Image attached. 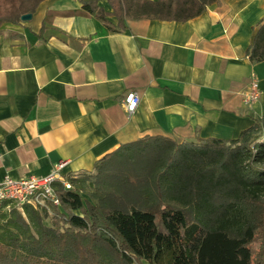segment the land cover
Here are the masks:
<instances>
[{"label": "crops", "instance_id": "crops-1", "mask_svg": "<svg viewBox=\"0 0 264 264\" xmlns=\"http://www.w3.org/2000/svg\"><path fill=\"white\" fill-rule=\"evenodd\" d=\"M32 14L0 33V180L60 160L78 176L144 135L232 139L264 115V60L247 54L264 0H216L185 21L128 18L121 32L80 0H43ZM253 72L261 96L248 107ZM129 90L141 97L131 114Z\"/></svg>", "mask_w": 264, "mask_h": 264}, {"label": "trees", "instance_id": "trees-1", "mask_svg": "<svg viewBox=\"0 0 264 264\" xmlns=\"http://www.w3.org/2000/svg\"><path fill=\"white\" fill-rule=\"evenodd\" d=\"M41 1L0 0V33ZM80 1L121 32L128 18L185 21L216 0ZM247 54L264 60V21ZM70 179L54 183L60 206L0 202V264H264V115L232 139L144 135Z\"/></svg>", "mask_w": 264, "mask_h": 264}, {"label": "built area", "instance_id": "built-area-1", "mask_svg": "<svg viewBox=\"0 0 264 264\" xmlns=\"http://www.w3.org/2000/svg\"><path fill=\"white\" fill-rule=\"evenodd\" d=\"M261 96L258 76L253 72L248 87L243 91L244 103L251 107ZM141 97L136 90H129L122 99L125 110L131 114L139 105ZM66 160H60L54 168L45 175L12 176L5 175L0 180V202L10 201L17 205L30 204L35 207L50 203L61 205L54 183L60 182L66 188H72L70 175L66 176L64 169Z\"/></svg>", "mask_w": 264, "mask_h": 264}, {"label": "water", "instance_id": "water-1", "mask_svg": "<svg viewBox=\"0 0 264 264\" xmlns=\"http://www.w3.org/2000/svg\"><path fill=\"white\" fill-rule=\"evenodd\" d=\"M32 12H27L21 15L22 20H30L32 18Z\"/></svg>", "mask_w": 264, "mask_h": 264}, {"label": "rangeland", "instance_id": "rangeland-1", "mask_svg": "<svg viewBox=\"0 0 264 264\" xmlns=\"http://www.w3.org/2000/svg\"><path fill=\"white\" fill-rule=\"evenodd\" d=\"M135 264H148V262L147 261H142V262H136Z\"/></svg>", "mask_w": 264, "mask_h": 264}]
</instances>
